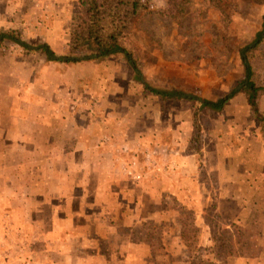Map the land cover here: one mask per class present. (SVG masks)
<instances>
[{"label": "rangeland", "instance_id": "obj_1", "mask_svg": "<svg viewBox=\"0 0 264 264\" xmlns=\"http://www.w3.org/2000/svg\"><path fill=\"white\" fill-rule=\"evenodd\" d=\"M26 2L25 11L18 15L19 24L13 29L0 28V31L13 30L31 44L45 42L55 53L68 54L70 17L77 0ZM263 14L264 0H148L146 8L129 22L123 42L132 50L139 69L151 85L175 87L216 100L243 79L244 68L238 50L261 28ZM17 20L12 19V22L15 24ZM9 43L4 40L0 44V53L16 57L18 51L19 55L32 54L37 66L35 70L43 63L39 68L43 69L42 75H34L33 70L24 81L32 88L39 87L35 90L46 102L52 117L57 113L66 119L71 116L76 122H83L84 117L95 118L94 122L98 124L93 128V134L104 144L105 161L124 165L126 171H122L124 167L110 169L107 178L112 180V185L105 191L116 192L115 182L125 178L139 186H124L121 195L129 199L134 191L142 196H148L150 192L160 199L158 207L164 209L162 220L134 222L129 227L119 220L113 221L116 238L110 241L95 239L106 257L111 246L120 245L126 251V235L132 241L150 243L152 253L145 264H176L179 261L186 264H209V261L240 264L237 263L240 261L238 254L244 256L246 264H257L260 243L264 242V221H260V227L253 220L244 226L233 224L235 236L230 234L227 229L232 223L230 216L238 213L240 207L229 202L226 195V191H230L224 186L230 175L226 174V165L220 166L219 172L216 164L217 150H229L241 159L242 150L247 153L252 136L264 137V126L251 110L244 91H240L242 96L239 98L231 97L222 110L215 111L200 107L195 101L162 100L156 95L144 94L142 85L134 79L128 63L119 54L93 61L63 63L68 64L69 69L55 70L48 67L43 53H27ZM73 55L80 54L76 51ZM250 60L252 79L264 87V41L251 53ZM47 68L57 74H45ZM262 94L264 91L259 94L258 103ZM13 109V116L20 117V112ZM2 110L0 108V113ZM31 114L29 110L26 115ZM130 116L133 118L128 119ZM73 119L67 122L75 123ZM125 119L131 121L127 123ZM65 124L53 119L51 133L54 127L53 131L60 133V126H67ZM32 158L41 160L30 155L26 160ZM7 160L0 154V264H100L99 260L104 258L98 259L91 250L82 248L80 237L70 238L72 227L65 218L50 220L51 211H57V216L62 217L72 209L66 201L57 202L62 198L53 197L44 203L40 199H29L27 194V199L9 196L4 201L7 193L18 192L15 189L17 179L10 178L15 172L12 168L9 172L3 168L8 164ZM184 160L188 162L179 170ZM30 163L32 161L27 162ZM237 170V176L243 177L242 168ZM193 174L199 183L208 185L207 191H202L198 182L190 178ZM98 177L97 172L90 177V190L84 191L83 196L86 204L78 198L74 202L78 207L75 210L85 207V215L76 220L81 224L80 232L94 230L86 225L89 223L87 217L99 210L98 200L104 199L102 189L97 188ZM56 178L60 179L52 176L47 180L58 187ZM43 179L44 174L34 173L25 176L22 183ZM170 179L173 186L167 187ZM148 183L150 186L154 183V191L146 188ZM27 185L29 187L22 193H33L34 187ZM238 190L240 194L245 192L243 187ZM80 193L81 190L76 189L75 194ZM108 207L114 210L117 206ZM261 207L263 211L264 204ZM200 211H203L204 222L213 236L219 238V247L215 250L205 245V237L200 235L202 227L196 223ZM88 242L86 238L83 244L88 245ZM228 244L230 248L226 247ZM114 262L122 264L118 260Z\"/></svg>", "mask_w": 264, "mask_h": 264}, {"label": "crops", "instance_id": "obj_2", "mask_svg": "<svg viewBox=\"0 0 264 264\" xmlns=\"http://www.w3.org/2000/svg\"><path fill=\"white\" fill-rule=\"evenodd\" d=\"M26 1L27 0H0V28L13 29L14 25L19 24L18 15L25 11L26 5L28 4ZM12 19H18L17 23L14 24ZM9 42V45H17L11 41ZM23 50L30 53V51ZM19 54L18 51L19 57H16L15 55H3L0 53V108L4 109L1 111L2 114L0 113V125H3L0 126V154L8 159V164L4 167L2 166L4 170L6 169L9 172L12 168V172H15L10 178L15 177V179H17V188L15 189H18L17 193H7L5 197H3V199H5L4 201H6L9 196L27 199V194H29V199H40L44 203L50 202L53 197H57L58 199L62 198L57 202L61 204L66 201V204L70 205L72 209L62 217L59 215L57 216V211H51L49 215L50 220H63L65 218L68 224H70V228L72 227V229H75L74 231L72 229V231L70 230V238L78 236L83 242L86 241L87 238L89 240L88 245L82 242L80 246L91 250L93 252L92 255L97 256L98 259L104 258L103 260H99L100 264H115L114 261L117 260L122 264H145L146 259L149 258L152 253V247L150 243L146 241L135 242L125 235L124 244L127 245L126 251L123 250V246L119 245L116 247L117 249L111 246L108 248L109 253L107 257L106 253H102L97 243L94 241L97 238H103L108 241H110V239L114 240L116 235H114L115 231L112 225L117 220H119L122 225H125V227L133 225L134 222L138 224L144 220H162L164 218V209L158 207L161 204L160 199L155 197L154 194L153 196L150 195V192L148 196H142L138 194L137 191H134V193H131L132 195L129 199L125 195H121L124 186L130 188L139 186V184H134L132 183L133 181L129 182L125 180V178L118 179V181L115 180V184L118 186L116 192L107 193L105 191L109 190L112 185V180L107 178L109 170H119V167L123 168L124 165L116 166L112 163L108 164L105 161L106 153L102 151L103 143L100 142L99 137L93 134V128L98 124L94 122L95 118L91 119L84 117L83 122H76L71 116H67L66 119L57 113H53L55 117H52L50 112L47 111L48 107L46 106V102L43 100L40 93L35 90L39 87H33V89L30 84L28 85L24 81L27 80L25 79L27 74L30 75V73L35 70L36 64L33 61L34 55ZM45 60H47L46 57ZM48 61L46 62L49 64L48 67L52 66L50 68H54L55 70L64 67L69 69L68 64ZM42 64L38 65V69L43 66ZM38 69L35 70L34 75L36 73L42 75L43 69ZM44 72L50 75L57 74L56 71L53 72L48 68L45 69ZM14 80L15 82L13 83L12 81ZM18 85H22L23 87L20 88ZM240 96H242V93L239 91L233 98H239ZM11 98H13L14 101H11ZM258 106L259 111L264 113L263 94L259 99ZM12 108L20 112L21 116L14 117ZM14 109L13 111L16 112ZM29 110L32 111V114L26 115ZM65 114H67V111ZM127 118L132 119L133 117L130 116ZM53 119L57 120V122H60L62 125L70 119H73L75 123L68 121L67 124H65L67 126H60V133L59 131L58 133L53 131L55 127L52 129L51 133L50 130L53 125ZM128 119H125L127 123L131 121V119ZM249 142L250 147L246 148V154L244 153V149L242 150L241 159H238L236 157L238 155L231 153L229 150H217L216 154L217 168L220 170V166L223 167V165H226V174L231 175L226 178V183L224 184L225 188L230 190L226 191V195L230 200L229 202L238 204L240 207L238 213L230 216L232 223L227 225V229L233 237L235 236L232 230L235 226L233 224L244 226L245 223L253 220L258 227H260V221H264V209L263 211L261 209L262 204H264V137L260 135L258 138H255L252 136ZM251 148L255 150L252 151ZM28 155L39 157L41 160H34V158H32L30 160L32 163L29 165L27 162L30 161L26 160ZM245 157L248 158V160H243ZM60 160L63 162L62 164H60ZM187 162V160H184V162L181 161V165L178 167L179 170L181 167L184 168L183 164ZM239 167L242 168L243 177H240L239 174L237 176L235 173L238 171L237 169H239ZM194 168L197 170L196 166H194ZM122 171H125V167ZM96 172L99 174L98 180L96 181L97 188L98 190L102 189L104 199L102 198L101 201L98 200V212L87 217L89 223L86 225V228L92 226L94 230L89 228L90 230L87 231L88 233L80 232L78 228H80L81 224H77L76 220L79 217L81 218V215H85L83 214L85 207L83 206L81 209L75 210L78 207L74 206V202L77 198L79 202L81 199L83 203L86 202L85 197H83L84 191L88 192L90 190L88 189L91 184L90 177ZM219 172H221V170ZM34 173H37L38 176L44 174V181L30 180L29 182L22 183V179L25 176L29 177L34 175ZM23 175L24 177H22ZM52 176L54 178H60H56L59 185L58 187L55 183L47 180V177L52 178ZM190 178H194L195 181H197V176L194 174L190 176ZM120 183H122V185ZM27 184L34 187L35 191L33 193H22L23 189L29 187ZM53 184L54 186H52ZM198 184L200 188H202V191L208 190V185L206 183L198 182ZM151 185L154 186V183ZM166 185L167 187L173 186L172 180L166 183ZM141 186L145 187L143 185ZM152 186L148 183L146 188L154 191ZM47 187H49L48 190ZM240 187H243L245 192L240 194L238 190ZM76 189L81 190L79 195L75 194ZM112 204H116L117 206L114 210L108 207ZM196 223L197 226L202 227L200 235L205 237L206 243L204 244H207L213 249L215 243L213 234L210 231V227L204 222L203 211H200L198 216L196 215ZM56 228L59 229L60 226ZM251 234L253 236V233ZM263 236L264 233L262 234V237ZM183 245L184 243L182 242V246ZM243 257L238 254L237 258L240 261L237 263L246 264ZM256 262L257 264H264V242L260 243V250ZM186 263L187 262L179 261L176 264Z\"/></svg>", "mask_w": 264, "mask_h": 264}, {"label": "trees", "instance_id": "obj_3", "mask_svg": "<svg viewBox=\"0 0 264 264\" xmlns=\"http://www.w3.org/2000/svg\"><path fill=\"white\" fill-rule=\"evenodd\" d=\"M147 3L148 0H77L70 17L68 54H56L45 42L31 44L21 39L13 30L0 31V44L4 40H9L27 51L43 53L49 61L61 63L93 61L119 54L128 63L134 79L142 85L144 94L156 95L162 100L195 101L199 103L200 107H208L215 111L222 110L224 104L242 90L247 96L251 110L264 126V116L259 112L257 102L259 94L264 91V87L257 85L252 79L253 72L250 60L251 53L264 41V14L261 28L246 45L238 50L244 68L243 79L224 96L216 100H209L175 87H155L145 79L132 50L124 44L123 36L131 19L144 10ZM76 51L80 55H73V52ZM182 236H184L183 233ZM213 239L215 243L212 250H215V247H219V238L213 236ZM226 247L230 248L229 244ZM209 264L216 263L209 261Z\"/></svg>", "mask_w": 264, "mask_h": 264}]
</instances>
